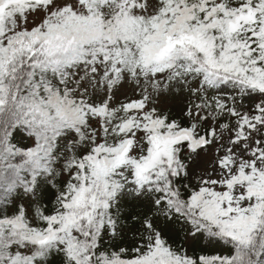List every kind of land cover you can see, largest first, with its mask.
<instances>
[{
	"label": "snow or ice",
	"instance_id": "6c2138e0",
	"mask_svg": "<svg viewBox=\"0 0 264 264\" xmlns=\"http://www.w3.org/2000/svg\"><path fill=\"white\" fill-rule=\"evenodd\" d=\"M0 264H264V0H0Z\"/></svg>",
	"mask_w": 264,
	"mask_h": 264
}]
</instances>
